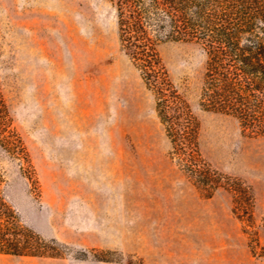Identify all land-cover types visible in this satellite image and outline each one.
<instances>
[{
    "label": "rangeland",
    "instance_id": "1",
    "mask_svg": "<svg viewBox=\"0 0 264 264\" xmlns=\"http://www.w3.org/2000/svg\"><path fill=\"white\" fill-rule=\"evenodd\" d=\"M155 49L108 0H0V197L44 252L0 264H264V134L201 104L199 44Z\"/></svg>",
    "mask_w": 264,
    "mask_h": 264
},
{
    "label": "trees",
    "instance_id": "2",
    "mask_svg": "<svg viewBox=\"0 0 264 264\" xmlns=\"http://www.w3.org/2000/svg\"><path fill=\"white\" fill-rule=\"evenodd\" d=\"M108 1L127 56L148 68L156 63L155 48L161 42L199 44L207 54L201 104L264 134V0ZM4 115L0 98V122ZM37 242L0 197V253L42 255Z\"/></svg>",
    "mask_w": 264,
    "mask_h": 264
}]
</instances>
